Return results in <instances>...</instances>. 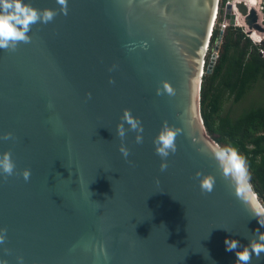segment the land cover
<instances>
[{"label": "water", "instance_id": "water-1", "mask_svg": "<svg viewBox=\"0 0 264 264\" xmlns=\"http://www.w3.org/2000/svg\"><path fill=\"white\" fill-rule=\"evenodd\" d=\"M30 2L60 7L56 0ZM219 5L68 0L67 15L32 25L31 43L15 52L0 49V134L15 136L0 140V154L10 150L16 163V174L0 175V227L7 228L0 258L9 264H18L17 256L24 264H236L225 239L247 246L264 232L220 176L209 151L217 142L202 117ZM235 7L249 30L264 33L255 10ZM164 80L175 96L157 95ZM125 109L144 127L142 144L127 133L128 160L116 134ZM165 121L182 134L161 172L153 138ZM24 168L31 169L28 181L20 175ZM197 171L216 176L212 193H201ZM251 264H264V253Z\"/></svg>", "mask_w": 264, "mask_h": 264}, {"label": "clouds", "instance_id": "clouds-1", "mask_svg": "<svg viewBox=\"0 0 264 264\" xmlns=\"http://www.w3.org/2000/svg\"><path fill=\"white\" fill-rule=\"evenodd\" d=\"M56 3L60 6L59 10L48 7L39 9L33 6L30 0H0V49L15 52L21 43H31L32 38L29 33L32 25L37 23L48 24L60 13L67 15L68 0H56ZM109 83L114 84L115 81L110 79ZM161 85L156 89L157 95L167 94L170 97L176 95V89L170 82L164 80ZM88 96L91 98V93ZM129 131L135 133L137 144L143 143L144 127L141 119L134 116L130 109H125L116 126V134L121 140L119 152L125 160H128L130 155V149L124 142ZM181 134V128L170 126L165 121L153 138L155 153L161 158L159 166L161 172L166 171L169 166L168 157L176 153L177 137ZM0 140L14 141V133L11 131L4 132L0 134ZM209 151L216 161L220 176L230 185L235 197L246 205L258 223L264 226V202L260 200L255 191L247 158L230 144L214 143L209 146ZM14 174H16V163L12 158L11 151L6 150L0 154V175L6 179ZM20 175L25 181H28L31 177V169L24 168ZM195 175L199 181L201 193L210 194L214 191L215 175L206 174L202 171H197ZM255 235L256 238L249 239L247 246H241L239 241L235 239H225L226 251H235L236 264H251L253 255L259 259L264 253V232H256ZM6 240L7 228L0 227V245H4ZM4 251L7 253L10 250L5 248ZM105 258H108L106 251ZM16 259L18 264H24L22 256H17ZM0 264H9V262L7 259L0 258Z\"/></svg>", "mask_w": 264, "mask_h": 264}, {"label": "trees", "instance_id": "trees-1", "mask_svg": "<svg viewBox=\"0 0 264 264\" xmlns=\"http://www.w3.org/2000/svg\"><path fill=\"white\" fill-rule=\"evenodd\" d=\"M230 8L234 18L238 12ZM259 48L240 28H228L213 72L203 77L201 109L209 135L221 145L236 147L247 158L255 191L264 202V105L245 109L236 117L225 112L227 102L239 103L264 78Z\"/></svg>", "mask_w": 264, "mask_h": 264}, {"label": "built area", "instance_id": "built-area-1", "mask_svg": "<svg viewBox=\"0 0 264 264\" xmlns=\"http://www.w3.org/2000/svg\"><path fill=\"white\" fill-rule=\"evenodd\" d=\"M238 3H243L248 10L253 9L256 11L258 14V23L261 27L264 28V17H263V12H264V0H220V5L218 12L216 14L214 26L212 29V34H211V39L209 43V47L207 50V56H206V64H205V69L207 68V65L209 64L210 60L212 57L215 58L214 60V66L216 65L218 59L220 58V50L223 44V40L226 34V31L228 30L229 27H239L237 25L236 20L234 21L233 25L230 24V21L227 19V12L230 7H233V9L236 10L235 5ZM221 4H223V13H221ZM237 11V10H236ZM243 20V18H242ZM239 23V22H238ZM244 23V22H243ZM256 32V31H254ZM218 33L217 38L214 40L215 35ZM258 33L257 40L253 38V34H251L248 39H250L253 42H257L259 44V53L262 58H264V46L262 43L264 42V33L263 37L260 32ZM254 45L258 46L257 44L253 43ZM206 71H204L203 75H206Z\"/></svg>", "mask_w": 264, "mask_h": 264}, {"label": "rangeland", "instance_id": "rangeland-1", "mask_svg": "<svg viewBox=\"0 0 264 264\" xmlns=\"http://www.w3.org/2000/svg\"><path fill=\"white\" fill-rule=\"evenodd\" d=\"M234 19L246 37L251 36V30L248 29L246 25H244L242 17L237 13L234 15ZM239 22V23H238ZM262 34L263 37V33ZM251 41V40H250ZM252 42V41H251ZM259 46L261 43L253 42ZM264 105V78H259V80L253 85L251 90L246 94L242 101L237 104H233L232 101H229L225 105V112H229L233 117L241 114L245 109L251 107H258Z\"/></svg>", "mask_w": 264, "mask_h": 264}, {"label": "bare ground", "instance_id": "bare-ground-1", "mask_svg": "<svg viewBox=\"0 0 264 264\" xmlns=\"http://www.w3.org/2000/svg\"><path fill=\"white\" fill-rule=\"evenodd\" d=\"M239 14V13H238ZM235 20V19H234ZM251 33L253 34V38L255 40H257V37H258V33L257 32H254V31H251Z\"/></svg>", "mask_w": 264, "mask_h": 264}]
</instances>
